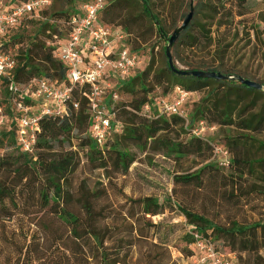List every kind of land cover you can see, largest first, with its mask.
<instances>
[{
    "label": "trees",
    "instance_id": "trees-1",
    "mask_svg": "<svg viewBox=\"0 0 264 264\" xmlns=\"http://www.w3.org/2000/svg\"><path fill=\"white\" fill-rule=\"evenodd\" d=\"M138 1L143 15L153 22L156 33L167 44L170 36L164 34L149 1ZM246 1L196 0L193 17L195 12L197 15L207 16V19L194 21L192 17L188 27L181 32L172 48L180 43L190 49L209 48L214 45L219 47L220 43H215L213 34L219 38L222 34L221 28L231 31L240 23L251 11ZM258 1L264 4V0ZM189 4L190 2L188 10ZM46 10H42L39 15L42 16ZM78 11L79 9L66 17L62 30L52 29L50 42L53 41V36L64 39L65 24ZM102 12L104 9L98 14L99 21L107 25L100 19ZM238 18L239 21H236ZM116 19L111 18L108 23L112 24ZM33 20L27 19L10 29L3 40L4 51L17 60L13 79L17 83L25 84L33 78H42L66 85V68L53 57V48L49 41L45 46L44 43L28 39L22 34L16 36L18 30ZM112 27H120L123 30L127 45L129 33L121 26ZM24 42L25 47L22 46ZM130 49L144 56L138 49L132 47ZM186 66L189 67L187 71L221 73L214 69L203 70L192 63ZM132 74L119 87L133 96L129 103H121L118 115L124 117L126 126L122 127L119 140L109 144L107 138L101 148L97 146L90 137V114L85 96L87 91L84 88H73L67 101L66 115L41 121L35 150L38 152L34 163L32 155L23 153L16 144L15 132L21 113L16 112L8 90L1 91L0 98L10 106V115L2 112L4 123L0 130L6 125L8 117L10 129L6 133L4 131L0 133L4 139L7 137L11 139L20 155L16 159L0 158V264H176L171 257L167 230L162 223H154L151 220L152 217L164 214L165 203L156 197L144 196L136 199L126 197L123 204H116L112 201L110 191H106L104 183H93L92 187L85 179L73 183L75 172L80 168L82 161L80 152L84 154V168L92 172L102 170L108 184L112 181L113 175H126L135 162V157L122 147L123 144L140 148L151 140L162 154L176 161L190 156L205 161L210 159L211 146L203 137H195L184 128L188 113L185 119L172 115L156 117V111L152 106L150 117L144 112V107L153 103L148 96L150 90L146 85V79L151 74V66L149 65L140 76L133 78ZM222 74L238 75L225 72ZM162 75L157 77L156 84H161L163 80L170 83L171 89L166 88L165 94L175 87H180L188 93L203 91L211 85L216 86L213 89L215 92L218 88L226 89L220 98L212 99V94L208 93V97L202 99L195 107L191 121H195L196 125L200 121L207 124L205 120L211 117L215 124H236L243 131L260 133L264 130V109L250 113L244 118L240 113L241 109L237 114V122L234 123L233 114L237 106L232 105L228 94L235 91L237 96H240L241 92L260 95L262 90L251 89L231 80L179 76L169 69L167 63ZM210 99L212 100L209 101ZM74 104L78 105L77 109L74 108ZM0 109L2 111L1 107ZM116 118L118 119L117 115ZM119 122L121 123L120 120ZM75 132L76 137L73 136ZM181 133L184 136L181 137ZM73 138L77 142L76 145L72 143ZM244 138L264 146L255 138ZM73 147L80 151H74ZM229 164L231 171L228 175L209 162L194 172L174 175L173 185L181 191L196 192L205 191L209 187L221 192L222 187L223 189L230 187L232 193L239 192L242 196L243 176L247 174L246 172L250 171L252 176H257L256 164L264 170V159L248 162L233 157ZM248 192L255 191L249 186ZM168 200H171L170 197ZM171 208L176 209L189 225L188 233L182 237L186 244L180 251L183 255L187 257L193 255L189 246L194 241V234H197L211 242L217 250L234 255L240 264L261 261L258 254L264 248V220L242 225L232 222L229 226H220L203 213L193 212L178 201H173ZM212 235L222 237L229 251L219 249L213 242ZM235 253L247 254L248 258L243 262L237 259Z\"/></svg>",
    "mask_w": 264,
    "mask_h": 264
},
{
    "label": "rangeland",
    "instance_id": "rangeland-1",
    "mask_svg": "<svg viewBox=\"0 0 264 264\" xmlns=\"http://www.w3.org/2000/svg\"><path fill=\"white\" fill-rule=\"evenodd\" d=\"M4 6L16 5L24 0H0ZM95 0H52V3L46 8L42 16L33 18L30 23L16 32L17 35H24L28 39L36 40L39 43L48 45L52 29L60 31L64 27V21L68 15L74 11H80L86 3ZM152 12L158 17L160 26L166 36L181 25L183 17L188 13V3L190 0H148ZM196 0H194V3ZM250 6V13L235 25L231 31L220 29L222 33L219 38L214 33L215 43L209 48L190 49L184 44H177L171 49L174 63L179 69L187 70L186 65L192 63L196 67L205 69H214L221 73L238 74L264 84V4L258 0H247L245 2ZM104 12L100 19L109 26H121L129 33L127 45L138 49L144 54V63L141 70L135 71L133 78L140 76L142 72L150 65L151 74L146 79V85L150 90L149 98L152 101L166 96L165 89H171L170 83L163 80L161 84L157 83V77L163 76L162 73L166 67L167 59L164 55V46L166 41L156 33L155 25L147 19L141 10L138 0H103ZM117 18L114 23H108L111 18ZM207 19V16L194 12L193 20ZM239 21V18L236 19ZM49 36V37H48ZM51 41V40H50ZM49 41V43H51ZM24 45V46H23ZM25 47V42L22 44ZM20 48V46H19ZM17 49V48H15ZM16 52V50L14 51ZM187 63V64H185ZM154 74V78L152 76ZM157 75V76H155ZM51 76V72L49 74ZM132 79V78H130ZM126 80V79H125ZM128 81V80H127ZM122 84H110V87L116 89L119 99L111 102V108L114 109L118 119L121 121V129L118 132L112 131L108 137L109 144L119 140L122 134V127L126 126L124 117L118 115L121 103H129L133 96L123 89H119ZM106 86V84H105ZM215 85L200 92H190L188 96V119L184 123L186 132L190 134L197 127L196 122H192V113L195 107L200 104L202 99L212 94V99L220 98L225 92V88H218L213 91ZM209 93V94H208ZM229 97L232 105L237 108L233 114L234 123L237 122V114L242 117H248L250 113H256L264 109V88L260 95H254L248 92H241L240 96L235 91H230ZM238 97V98H237ZM210 99L209 101H211ZM107 101V98H106ZM0 107L2 112L10 115V106L0 98ZM12 111V109H11ZM6 125L0 132L9 131L10 117L7 118ZM208 127H214L212 130H206L203 140L212 148V154L208 161L195 158L193 156L182 158L178 161L169 158L161 153L158 146L153 141L148 140L147 145L135 147L123 144L122 147L135 157V162L131 165L126 175H113L110 184L104 178L102 170L88 171L84 168L85 158L83 152L79 153L81 158L80 168L75 172L73 183L85 179L92 187L93 183H104L106 191H110L112 201L116 204H123L127 198L136 199L144 196H153L165 203L164 214L152 217L154 223H162L167 230V240L171 252L172 260L176 264H193L191 257L183 255L180 251L186 246L182 237L188 233V227L185 218L174 208H171L173 201L182 203L183 206L196 213H203L210 220L220 226H229L232 222L239 224H248L264 220V170L256 166L257 176H252L247 171L243 177L242 196L239 192L232 193L230 187L221 192L214 191L213 188H206L205 191L196 192L194 190L181 191L173 185V176L181 173H191L199 169L206 163H213L225 175L231 171L230 161L233 157L240 158L242 161H255L264 159V146H259L249 140L255 138L264 144V130L260 133L240 130L238 125L215 124L211 117L207 120ZM11 127V126H10ZM192 134V133H191ZM74 137L77 136L75 132ZM184 136L181 133V137ZM171 137V136H168ZM175 135L172 137L174 138ZM73 145L77 142L73 138ZM74 151L80 149L73 147ZM38 152V150H37ZM35 151L31 156L32 163L35 162ZM20 152L16 149L14 143L9 137L3 138L0 133V158L9 157L16 159ZM8 158V159H9ZM30 158V157H28ZM19 163V160H17ZM263 174L262 176L260 174ZM259 179V180H258ZM256 183V184H254ZM249 186L255 192L249 193ZM218 193H221L218 195ZM233 194V196H232ZM235 195V196H234ZM170 197V201L168 198ZM239 197V198H238ZM167 227V228H166ZM215 245L222 251H229L227 243L219 235H212ZM237 259L243 262L248 258L247 254L235 253ZM261 261H253L250 264H264V248L259 252ZM1 261V258H0Z\"/></svg>",
    "mask_w": 264,
    "mask_h": 264
},
{
    "label": "built area",
    "instance_id": "built-area-1",
    "mask_svg": "<svg viewBox=\"0 0 264 264\" xmlns=\"http://www.w3.org/2000/svg\"><path fill=\"white\" fill-rule=\"evenodd\" d=\"M50 4L51 0H26L4 6L0 1V94L7 89L16 112L21 113L15 132L16 144L23 153L33 155L41 121L64 117L72 89L84 88L90 114V137L101 148L112 131L121 129L110 104L117 101L119 95L110 84H121L132 73L141 70L144 57L126 45V34L120 27L103 25L99 21L103 0H95L84 4L77 14L69 18L64 39L53 36L49 44L53 48V57L66 68L67 84L60 85L42 78H33L25 84L17 83L13 79L17 60L4 51L5 35L23 21L38 17ZM188 96V92L175 87L166 96L153 101L152 105L147 104L144 112L150 117L152 106L156 117L172 115L185 119ZM74 108L77 109L78 105L74 104ZM3 123L4 115L0 109V126ZM213 128L200 121L191 133L195 137H203L206 130ZM189 247L193 252V264H240L234 255L217 250L197 234H194Z\"/></svg>",
    "mask_w": 264,
    "mask_h": 264
},
{
    "label": "water",
    "instance_id": "water-1",
    "mask_svg": "<svg viewBox=\"0 0 264 264\" xmlns=\"http://www.w3.org/2000/svg\"><path fill=\"white\" fill-rule=\"evenodd\" d=\"M193 11H194V0H190L189 12L184 17L181 25L178 26L172 32V34L170 35V37L167 40V44L165 46L164 52H165V57L167 59V64H168L169 69L174 74L179 75V76H192V77H196V78H200V79H215L218 81L231 80V81L238 82L241 85H244V86L251 88V89L262 90L264 88V86L262 84L255 82V81H252V80H249V79H245L239 75H224L222 73L200 71V70L187 71V70H183V69H178L175 66V64L173 62L172 55H171V48L173 47V45L175 44V42L179 38L181 32L184 31L188 27V25H189V23L193 17Z\"/></svg>",
    "mask_w": 264,
    "mask_h": 264
}]
</instances>
